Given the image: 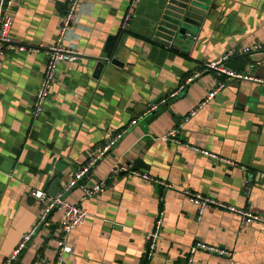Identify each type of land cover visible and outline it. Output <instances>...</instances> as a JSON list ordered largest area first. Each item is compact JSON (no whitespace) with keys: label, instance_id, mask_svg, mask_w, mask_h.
I'll return each instance as SVG.
<instances>
[{"label":"crops","instance_id":"obj_1","mask_svg":"<svg viewBox=\"0 0 264 264\" xmlns=\"http://www.w3.org/2000/svg\"><path fill=\"white\" fill-rule=\"evenodd\" d=\"M133 1L82 0L65 42L79 60L60 65L37 121L31 114L47 68L45 49L57 41L68 0L16 1L11 38L41 50L7 51L0 60V264L41 216L33 193H63L77 171L124 131L85 183L92 187L107 180V188L88 198L80 188L66 193V200L89 217L74 231L73 254L63 264H143L146 235L160 213L162 240L148 264H186L190 247L198 242L231 251L235 264H264V227H243L239 216L212 208L199 219L185 194L208 195L264 217V84L227 82L206 102L217 78L203 73L179 97L153 111L205 64L230 50L264 45V0H217L213 18L194 30L193 39L186 35L187 44L176 53L146 40L165 0H139L124 29ZM110 38V54L115 51L113 57L125 66L107 65L94 80L91 59L103 54ZM228 67L264 81L261 52L233 57ZM192 110L197 113L183 126L178 142L164 141ZM193 146L233 165L203 157ZM117 163L130 171L139 163L135 172L170 188L130 174L109 181ZM61 217L54 214L51 226L32 237L17 264L55 262ZM194 264L230 263L198 253Z\"/></svg>","mask_w":264,"mask_h":264},{"label":"built area","instance_id":"obj_2","mask_svg":"<svg viewBox=\"0 0 264 264\" xmlns=\"http://www.w3.org/2000/svg\"><path fill=\"white\" fill-rule=\"evenodd\" d=\"M17 0H0V60L5 55L7 51H18V52H30L37 51L34 47L26 46L19 41H16L11 38L10 33L14 25V13ZM139 0H134L133 4L127 13L123 28L126 29L128 23L135 17L134 10ZM82 0H68L67 3V12L63 19L61 20V25L59 29V35L55 44L48 46L45 51L48 57V63L46 72L42 81V84L35 95L33 110H32V119L33 121L39 120L45 111V105L50 98L51 90L57 79V73L60 65L65 62H76L79 60V53L75 50L69 49L65 46L67 37L73 27L77 23L79 16L80 6ZM188 38L193 39L192 35H187ZM252 52H261L264 54V45H257L254 47H248L243 51L237 52L230 50L226 54L219 57L217 60L207 63L203 66V70L197 71L188 79H186L182 85L174 91L167 99L160 101L157 105L153 107V111L157 110L160 106L166 104L167 102L179 97L187 85L192 83L197 78L201 77L203 73H210L216 76L217 86L213 91L208 95L206 102L213 100L216 95L221 92L226 87L227 82L239 81V82H251L255 84H264V81L253 77L249 74L236 72L228 67V62L238 55H246ZM197 111L192 110L187 117H185L183 123L176 129L170 131L167 135L164 136V141H173L178 142L179 134L185 124H187L192 117L196 115ZM137 122H133L135 125ZM125 134L124 132L117 133L113 135L108 143L100 151H98L89 161L81 167L77 173L74 175L73 180L70 184L64 189L63 193H60L56 196L48 195L42 191H35L33 193L34 199L40 205L42 209L41 216L35 225V227L27 234L20 245L13 251V253L6 259L4 264H17L22 253L27 248L28 243L31 241L32 237L42 228H48L51 226L50 219L56 213H62V217L59 223V236L57 239V258L53 264H63L64 259L73 254V247L71 246L72 235L74 231L82 227L88 217V212L80 207L79 205L71 204L66 200V193L70 192L73 189L80 188L84 192L85 198L95 197L100 195L107 188V180L102 181L92 187L87 186L86 180L90 175L92 169L95 165L103 159L113 148L121 141ZM192 150L203 157L216 159L218 161L224 162L228 165H233V162L222 159L217 155L210 153L207 150L201 149L200 147H191ZM130 174L131 176L149 182L156 187L170 188L169 184L156 179L144 172H131L129 167L120 165L117 163L109 177V181H114L121 175ZM186 196L189 198L191 204H193L198 209L199 219L203 213L208 209H218L226 211L227 213L234 214L239 216L242 219V226L249 225H259L264 227V217L260 214L254 213L251 210L240 209L233 206H228L224 203L219 202L215 198L198 193L186 192ZM163 213H160L155 228L152 232L147 233L146 235V257L151 259L154 253L157 250V245L162 240V227H163ZM198 253H207L209 255L218 256L225 258L229 261L230 264H235L234 254L231 251L217 248L213 245L206 243H195L189 249V254L187 256L186 264H194L195 257Z\"/></svg>","mask_w":264,"mask_h":264},{"label":"water","instance_id":"obj_3","mask_svg":"<svg viewBox=\"0 0 264 264\" xmlns=\"http://www.w3.org/2000/svg\"><path fill=\"white\" fill-rule=\"evenodd\" d=\"M217 8V0H165L160 16L149 27L151 38L146 40L156 47L170 52H179L187 44L184 42L186 35L193 36L194 30H200L213 18ZM112 43L113 38H110L103 54L97 59H91L95 63L94 80H99L107 65L119 68L125 66L118 56H111ZM138 169L139 163L131 172Z\"/></svg>","mask_w":264,"mask_h":264},{"label":"trees","instance_id":"obj_4","mask_svg":"<svg viewBox=\"0 0 264 264\" xmlns=\"http://www.w3.org/2000/svg\"><path fill=\"white\" fill-rule=\"evenodd\" d=\"M122 34V33H121ZM114 52L115 51H113V53L111 54V56L113 57V55H114ZM201 70H203V67H202V69ZM207 74H209V73H207ZM143 264H148V259H147V257H145V260H144V263Z\"/></svg>","mask_w":264,"mask_h":264}]
</instances>
